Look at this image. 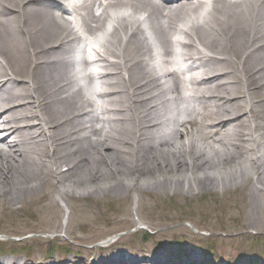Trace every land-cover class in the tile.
I'll return each instance as SVG.
<instances>
[{
    "label": "bare ground",
    "instance_id": "6f19581e",
    "mask_svg": "<svg viewBox=\"0 0 264 264\" xmlns=\"http://www.w3.org/2000/svg\"><path fill=\"white\" fill-rule=\"evenodd\" d=\"M85 181L264 206V0H0V200ZM137 257L59 264H177Z\"/></svg>",
    "mask_w": 264,
    "mask_h": 264
},
{
    "label": "rangeland",
    "instance_id": "374dc122",
    "mask_svg": "<svg viewBox=\"0 0 264 264\" xmlns=\"http://www.w3.org/2000/svg\"><path fill=\"white\" fill-rule=\"evenodd\" d=\"M80 185L68 201L54 202L57 193L47 189L50 199L40 206L31 197L16 206L0 200V263L59 264L87 255L94 261L121 252L163 255L177 264H264V206L254 210L251 182L229 192L213 186L171 193L158 186L126 196L96 190L95 182Z\"/></svg>",
    "mask_w": 264,
    "mask_h": 264
}]
</instances>
